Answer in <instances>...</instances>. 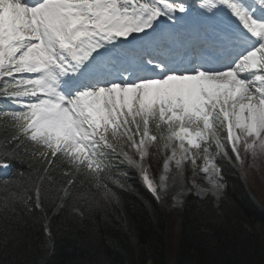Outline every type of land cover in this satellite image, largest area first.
Returning a JSON list of instances; mask_svg holds the SVG:
<instances>
[{
    "label": "snow or ice",
    "instance_id": "snow-or-ice-1",
    "mask_svg": "<svg viewBox=\"0 0 264 264\" xmlns=\"http://www.w3.org/2000/svg\"><path fill=\"white\" fill-rule=\"evenodd\" d=\"M0 108L6 212L82 216L128 169L155 194L162 150L222 189L218 155L264 153V0H0Z\"/></svg>",
    "mask_w": 264,
    "mask_h": 264
},
{
    "label": "trees",
    "instance_id": "trees-1",
    "mask_svg": "<svg viewBox=\"0 0 264 264\" xmlns=\"http://www.w3.org/2000/svg\"><path fill=\"white\" fill-rule=\"evenodd\" d=\"M228 150L231 160L218 156L216 161L225 187L219 202L189 193L176 210L168 207L176 191L188 189L186 163L169 172L173 187L163 195L159 188L163 150L152 161L155 194L134 169H128L126 188L110 184L118 200L101 195L82 216L67 205L57 211L50 198L45 204L47 219L39 210L25 211L19 202L15 212H6L0 185V264H264V207L230 146ZM0 162L11 164L10 173L0 181L17 173L28 179L26 158L8 156ZM171 221H179L174 243ZM45 224L55 240L47 253Z\"/></svg>",
    "mask_w": 264,
    "mask_h": 264
},
{
    "label": "rangeland",
    "instance_id": "rangeland-1",
    "mask_svg": "<svg viewBox=\"0 0 264 264\" xmlns=\"http://www.w3.org/2000/svg\"><path fill=\"white\" fill-rule=\"evenodd\" d=\"M214 150H215V145L213 144V146L209 148V152L212 153L214 152ZM242 153L244 156V160L243 161L240 160V163L244 164L245 167H243L241 170L242 172H244L245 177L248 179L249 183L252 186L250 189L253 192H255L254 194L258 197V200L264 207V153H260L258 150L256 156H252L251 152H247V153L242 152ZM167 155H171V153L168 152ZM217 157L213 162L217 161ZM191 159L192 158L189 155L188 158L184 161V163H186V168H187L188 189L185 192L182 190H178L175 193L172 202L168 207V210L180 209L183 204L184 194L192 193L195 196H199L201 198L210 196L214 199L216 203L219 202L220 198L224 194L225 187L218 190L210 182L211 178L209 177V175L201 170L203 166V162L198 161V166H197L191 163ZM175 167H176L175 160L169 161L168 168H165L164 164L161 166L162 175L159 178V187L163 195H166L173 187L169 181L168 173L170 172L171 169ZM2 169L5 168H0L1 171ZM219 180L220 182H222V173H220L219 175ZM217 195H219V199L217 198ZM178 224L179 221L176 223L171 221L170 224L171 226L170 233H172L171 243H174L175 241L174 240L175 233L178 230Z\"/></svg>",
    "mask_w": 264,
    "mask_h": 264
}]
</instances>
